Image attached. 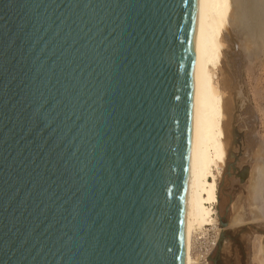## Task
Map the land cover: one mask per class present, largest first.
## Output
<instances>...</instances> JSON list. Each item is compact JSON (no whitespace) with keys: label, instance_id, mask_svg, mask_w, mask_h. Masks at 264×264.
Listing matches in <instances>:
<instances>
[{"label":"water","instance_id":"1","mask_svg":"<svg viewBox=\"0 0 264 264\" xmlns=\"http://www.w3.org/2000/svg\"><path fill=\"white\" fill-rule=\"evenodd\" d=\"M197 12L0 0V264H190Z\"/></svg>","mask_w":264,"mask_h":264},{"label":"rangeland","instance_id":"2","mask_svg":"<svg viewBox=\"0 0 264 264\" xmlns=\"http://www.w3.org/2000/svg\"><path fill=\"white\" fill-rule=\"evenodd\" d=\"M233 1L237 16H231L230 23L226 21L223 60L217 70L220 83L225 87V97H229L230 110L226 117L229 130L226 129L225 171L218 181L219 201L214 207L218 216L230 225L227 228L220 224L218 228L204 226L198 233L203 242L199 248L206 243L203 250L208 249L210 264H258L259 246L264 247V0H256L253 6L250 1L245 6L247 0ZM230 33L235 36L238 49H234ZM237 91H241L248 101L243 100L244 105L235 115L234 92ZM233 124L243 134L244 146L236 170H230L228 175L227 148L232 139ZM247 164L250 176L243 184L238 176ZM192 255L196 262L194 252Z\"/></svg>","mask_w":264,"mask_h":264},{"label":"bare ground","instance_id":"3","mask_svg":"<svg viewBox=\"0 0 264 264\" xmlns=\"http://www.w3.org/2000/svg\"><path fill=\"white\" fill-rule=\"evenodd\" d=\"M233 2V0H198L192 84V225L188 250L190 264L201 263L200 254H197L199 252L197 236L203 231L200 229H204L206 225L218 228L220 224L222 227V217L218 216L214 207L219 201L218 181L225 171L228 137L226 136V129H228L226 117L230 109L229 97L227 99L225 97V87L220 83L217 70L220 69L223 60V41L225 35L227 36L226 21L230 23L229 18L237 13L236 11L234 13ZM227 30L230 32L229 28ZM238 96L243 98L244 94L241 91L234 92L235 108L240 100ZM232 140L233 138L230 143ZM227 149L230 154L229 146ZM197 230L200 231L197 232ZM259 247L256 262L264 264V247L262 245ZM192 250L196 262L193 259ZM206 253L208 258L206 257L204 264H210V253L208 251Z\"/></svg>","mask_w":264,"mask_h":264},{"label":"built area","instance_id":"4","mask_svg":"<svg viewBox=\"0 0 264 264\" xmlns=\"http://www.w3.org/2000/svg\"><path fill=\"white\" fill-rule=\"evenodd\" d=\"M197 238H198V245L202 244L203 242L201 240V234H198ZM207 244L209 245V243H207ZM204 246H205V249H206V247H207L206 243H205V245H200V248L198 249L200 257H201V264H204L206 257L208 258V253H206L208 251V249L204 251L203 250Z\"/></svg>","mask_w":264,"mask_h":264}]
</instances>
